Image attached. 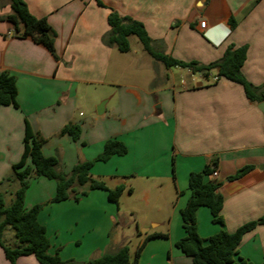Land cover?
Segmentation results:
<instances>
[{
	"label": "crops",
	"instance_id": "1",
	"mask_svg": "<svg viewBox=\"0 0 264 264\" xmlns=\"http://www.w3.org/2000/svg\"><path fill=\"white\" fill-rule=\"evenodd\" d=\"M24 1L56 33L59 60L31 38L16 37L12 23L0 21V74L16 76L20 104L19 109H0V180L8 178L22 158L26 119L45 139L44 154L57 157L64 173H70L79 161L95 160L110 139L128 148L126 155L96 162L91 170L94 178L104 180L111 189L126 186L119 205L110 201L106 191L94 190L80 201L44 207L39 221L47 229L52 254L60 250L64 261L82 263L114 253L129 238L119 232L125 220L144 228L141 242L153 233L168 234V238L146 243L140 264L145 257L149 264H194L176 246L185 237L181 211L191 196L190 174L213 161L218 176L212 179L221 183L218 192L224 197L225 225L214 224L210 210L201 207L197 212L200 236L209 238L222 229L234 233L264 216V112L260 103L250 100L241 85L226 79L205 80L199 75L191 83L179 82L172 69L145 56L141 60L153 63L154 76L136 73L126 58L132 49L121 53L104 43L114 9L143 22L154 48L180 61L207 65L221 59L230 45L248 46L243 73L261 87L264 0H102L106 7L94 0ZM10 13L9 1L0 0V17ZM103 103L104 112L99 115ZM70 123L82 129L78 141L60 134ZM247 166L252 170L246 175L230 179ZM48 188L36 201L28 200V191L26 208L49 202L56 194V182ZM125 193L143 202L149 214L161 217H141L136 209H124ZM239 256L254 264L264 262V225L244 236ZM0 264H11L1 247ZM16 264L39 262L26 256Z\"/></svg>",
	"mask_w": 264,
	"mask_h": 264
},
{
	"label": "trees",
	"instance_id": "2",
	"mask_svg": "<svg viewBox=\"0 0 264 264\" xmlns=\"http://www.w3.org/2000/svg\"><path fill=\"white\" fill-rule=\"evenodd\" d=\"M8 1L11 13L8 16L0 17V21L12 23L16 37L31 38L35 43L43 45L59 60L55 49L56 33L49 25L48 20L34 16L24 0ZM94 1L100 7H106L102 0ZM108 21L111 30L104 37V43L116 47L119 52L128 53L131 50L129 38L134 35L143 44L145 51L166 68L188 69L205 80L226 79L241 85L250 100L257 103L264 101V86L256 87L243 73L248 46L230 45L221 59L207 65L197 61L184 62L155 49L153 40L143 22L129 16H122L114 9H111ZM231 26L235 27L234 19L231 20ZM9 106L20 108L17 78L9 72H3L0 74V109ZM25 124L24 153L21 160L13 165L15 179L19 181L20 187L15 192V198L10 205L6 204L4 195L0 193V247L11 264H16L19 258L26 256H34L39 264H138L142 251L149 240L168 238V234L163 233L147 235L138 246L134 262L131 260L128 245H124L114 253H107L82 263L73 260L64 261L60 250L52 254L47 229L39 221L40 213L44 207L47 204L67 200L80 201L82 197L89 195L94 190L106 191L110 201L119 205L120 198L127 189L126 186L121 184L111 189L104 180L94 178L91 170L96 162H107L114 156L126 155L128 148L118 139H110L106 142L104 151L95 160L79 161L70 173H64L59 170L60 161L57 157H48L44 154L45 139L34 131L28 119L25 120ZM60 134L68 135L74 141H78L82 129L79 125L70 123L62 129ZM216 169L217 162L213 161L202 171L190 174L191 196L181 211L185 237L179 240L176 246L186 256L192 258L194 264H254L239 256V247L246 234L258 226L264 225V216L242 225L234 233L222 229L209 238H203L199 234L197 212L201 207H207L210 210L214 224L225 225L222 215L224 197L218 192L221 183L212 179ZM251 170L252 167L247 166L230 179H239ZM32 177L55 181L56 194L46 204H36L27 209L25 201L30 188L29 180ZM10 180L7 178L3 182H10ZM8 228H12L16 233L18 241L16 247H9L4 243V234Z\"/></svg>",
	"mask_w": 264,
	"mask_h": 264
},
{
	"label": "rangeland",
	"instance_id": "3",
	"mask_svg": "<svg viewBox=\"0 0 264 264\" xmlns=\"http://www.w3.org/2000/svg\"><path fill=\"white\" fill-rule=\"evenodd\" d=\"M129 41L131 44L132 52L126 55V58L130 60V63L131 62L133 63L135 67L134 71H136V73L138 71L139 74L145 72V74L148 73L151 77H153L155 74V68L153 67V63H147V61L141 60L143 56H145L147 60H153L151 59L152 57H150V55L145 51L144 46L140 42L138 37L134 35L130 36ZM159 66H162V68H164L163 67L164 65L161 62ZM170 69L173 70L175 77H178L179 82L183 80L184 82L186 81L188 83H191L192 79H197L199 76V75L190 73L186 69H182L179 67H173ZM135 77H138L137 74L135 75ZM81 112L87 113L85 108H81ZM7 177L11 179L10 182H6V181L3 182V180L7 178L0 180V193L4 195L6 204L10 205L15 198V192L20 187L19 181L15 179L13 166L10 169ZM29 183H30V188L28 189V191H30L29 193L30 195L28 197V200L36 201V199L37 200L42 199V196L44 197V195H46L49 189L48 185L55 184V181H51L45 178L32 177L30 178ZM6 189L8 190L7 192H5ZM25 204H26V201H25ZM121 206L124 209H126L127 207L136 209V211L139 212L141 217H144L145 215H150V217L152 216L159 217L158 215H160V214H157L156 212L149 214L147 208H145L144 206V203L141 201H137V199H135V196L130 195L129 193H125V196L121 199ZM167 215H168V212L166 211V215H163V217L164 216L166 217ZM125 217H126L125 219L129 218L130 220L135 221V218H131V216H125ZM143 229H144L143 227L139 228L136 223H134V225L132 226L130 224H127L125 220H122L119 232L127 234L129 237L126 242V245L130 247L132 262H134L135 260L138 246L141 243V239L143 237V231H144ZM4 243L9 247L17 246L18 241H17L16 233L12 228H8L7 231L5 232ZM76 248L78 250L82 249L81 246H78ZM69 251L70 249L66 247L65 254L69 255ZM142 258L143 257L141 256L140 260H142ZM140 260H139V264L141 263ZM149 263L150 261L148 257H145L142 261V264H149Z\"/></svg>",
	"mask_w": 264,
	"mask_h": 264
},
{
	"label": "water",
	"instance_id": "4",
	"mask_svg": "<svg viewBox=\"0 0 264 264\" xmlns=\"http://www.w3.org/2000/svg\"><path fill=\"white\" fill-rule=\"evenodd\" d=\"M259 108L264 112V101L259 104ZM104 112V103L98 108V114L102 115Z\"/></svg>",
	"mask_w": 264,
	"mask_h": 264
},
{
	"label": "built area",
	"instance_id": "5",
	"mask_svg": "<svg viewBox=\"0 0 264 264\" xmlns=\"http://www.w3.org/2000/svg\"><path fill=\"white\" fill-rule=\"evenodd\" d=\"M213 80L214 81H216L217 80V78H213ZM213 177H217L218 176V171L216 170V171H214V173H213V175H212Z\"/></svg>",
	"mask_w": 264,
	"mask_h": 264
}]
</instances>
